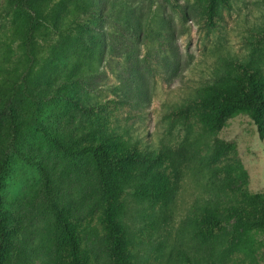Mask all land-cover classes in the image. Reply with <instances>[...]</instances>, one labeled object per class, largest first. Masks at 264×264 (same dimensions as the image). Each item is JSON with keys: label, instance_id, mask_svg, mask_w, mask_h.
Listing matches in <instances>:
<instances>
[{"label": "trees", "instance_id": "16d2710c", "mask_svg": "<svg viewBox=\"0 0 264 264\" xmlns=\"http://www.w3.org/2000/svg\"><path fill=\"white\" fill-rule=\"evenodd\" d=\"M14 1L21 19L13 25L10 43L19 40L26 57L21 68L14 66L12 70L5 61L0 62V132L9 127L11 138L17 141L23 120L35 121L59 108L60 117L48 125L37 121L36 126L42 129L50 148L75 165L90 167L100 193L97 221L113 264H137L131 227L125 220L126 196L130 194L150 205L167 203L173 194L170 160L163 146L150 148L131 140L127 129L119 124L123 113H127L123 119L128 120L133 110V101L123 85H107L110 95L98 99L89 89V81L106 77L102 63L109 52V34L116 31L117 24L132 33L139 29L140 36L134 34V40L147 45L142 61L149 71L160 62L159 52H173L171 30L166 28L162 13L144 22L133 21L128 3L122 0H112L108 7L105 0ZM164 1L178 10L176 0ZM191 6L203 26L214 29L231 3L193 0ZM111 73L120 77L116 71ZM240 112L248 114L259 137L264 138V68L255 62H232L231 71L200 85L192 97L170 108L166 116L207 135L216 134L228 117ZM1 136L0 151L4 154L12 145ZM216 144L217 150L227 147L239 173L234 147L218 139ZM19 160L26 161L40 177L47 211L53 217L51 264H90L80 223L58 206L57 197L49 191L48 166L20 148L12 155L7 152L0 156V264H12L24 230L14 203L5 194L10 185L12 194L19 195L21 188L15 181ZM192 216L199 248L193 256L184 254L178 264H258L247 251L237 249L231 237L244 229L264 233L263 193L253 194L243 185L233 188L225 184L203 206L193 209ZM231 227L233 232L228 235Z\"/></svg>", "mask_w": 264, "mask_h": 264}, {"label": "rangeland", "instance_id": "374dc122", "mask_svg": "<svg viewBox=\"0 0 264 264\" xmlns=\"http://www.w3.org/2000/svg\"><path fill=\"white\" fill-rule=\"evenodd\" d=\"M111 1L105 0L107 7ZM122 1L128 3L135 22L162 13L166 28L171 30L173 52H159L160 62H154L157 67L149 71L142 61L147 45L134 40V34L140 36L139 29L132 33L117 24L116 31L109 34V52L102 63L106 77L91 78L89 89L101 99L110 95L107 85H123L133 101V110L128 120L123 119L127 113L119 118L121 127L127 129L131 140L167 150L171 198L165 204L150 205L128 194L125 220L131 227L137 264H178L184 254L193 256L199 248L193 209L203 206L225 184L233 188L243 185L250 193L264 194V138L259 137L247 113L228 117L216 134L207 135L193 125L166 116L170 108L192 97L200 85L231 71L234 61L255 62L264 68V0H230L231 8L222 12L214 29H207L195 16L193 0H176L178 10L164 0ZM17 9L14 0H0V62L5 61L10 70L14 66L21 68L26 57L19 40L10 43L13 25L21 19ZM107 23L106 28L111 29ZM35 40L43 44L39 38ZM111 71L120 77H113ZM60 116L59 108H55L49 116L23 120L17 141L5 126L0 133L12 148L4 154L12 155L20 148L48 166L49 191L54 192L58 206L80 223L90 264H113L97 221L100 193L90 167L75 165L50 148L42 137V129L36 126L37 121L48 125ZM77 120L78 116L74 123ZM217 139L234 147L239 173L229 159L227 147L217 150ZM4 154L0 151V156ZM16 172L19 195L12 194L10 185L5 194L15 204L12 203L13 209L22 219L24 230L11 263L51 264L55 225L47 211L40 177L24 160L18 161ZM232 232L233 228H228L227 234ZM231 238L237 249H244L256 263L264 264V233L244 229Z\"/></svg>", "mask_w": 264, "mask_h": 264}]
</instances>
